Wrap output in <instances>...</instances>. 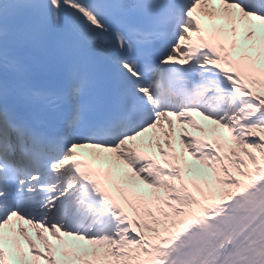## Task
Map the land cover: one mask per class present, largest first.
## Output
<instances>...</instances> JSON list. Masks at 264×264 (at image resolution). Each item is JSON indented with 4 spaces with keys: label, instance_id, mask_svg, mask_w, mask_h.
I'll return each instance as SVG.
<instances>
[{
    "label": "snow or ice",
    "instance_id": "6c2138e0",
    "mask_svg": "<svg viewBox=\"0 0 264 264\" xmlns=\"http://www.w3.org/2000/svg\"><path fill=\"white\" fill-rule=\"evenodd\" d=\"M0 264H264V0H0Z\"/></svg>",
    "mask_w": 264,
    "mask_h": 264
},
{
    "label": "bare ground",
    "instance_id": "6f19581e",
    "mask_svg": "<svg viewBox=\"0 0 264 264\" xmlns=\"http://www.w3.org/2000/svg\"><path fill=\"white\" fill-rule=\"evenodd\" d=\"M201 119H202V118H201ZM201 119H198V120H201ZM189 130H190V131H194V130H192L191 128H189ZM196 134H198V133H196ZM87 150H89L91 154L94 152V150H92V149H87ZM30 231L32 232V235L34 236V230H31V229H30Z\"/></svg>",
    "mask_w": 264,
    "mask_h": 264
}]
</instances>
